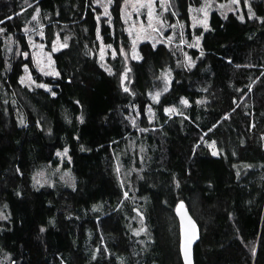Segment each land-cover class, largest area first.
Segmentation results:
<instances>
[{
	"label": "trees",
	"instance_id": "trees-1",
	"mask_svg": "<svg viewBox=\"0 0 264 264\" xmlns=\"http://www.w3.org/2000/svg\"><path fill=\"white\" fill-rule=\"evenodd\" d=\"M203 2L170 0L166 17L199 47L143 42L127 62L124 0L107 16L95 0H0V264H183L180 201L201 231L195 264H264V0L194 27ZM65 150L74 185L36 186ZM117 156L137 167L127 182Z\"/></svg>",
	"mask_w": 264,
	"mask_h": 264
},
{
	"label": "rangeland",
	"instance_id": "rangeland-1",
	"mask_svg": "<svg viewBox=\"0 0 264 264\" xmlns=\"http://www.w3.org/2000/svg\"><path fill=\"white\" fill-rule=\"evenodd\" d=\"M95 1L101 6L102 15L107 16L109 14L110 0ZM241 8V0H204L202 6L192 9V24L194 27L206 28L208 26L212 10L220 9L222 11H240ZM168 11H170V0H124L122 18L131 40V49L123 52L127 62L130 60L141 59L139 46L143 42H150L154 46H157L160 43L173 46L177 45L183 50H185L187 46L199 47V38L195 39L192 44L187 43L180 23L168 24L166 19ZM30 29L32 30L29 31L34 30L33 28ZM30 44L33 60L37 70L45 76H56L57 70L54 60L51 53L45 49L44 44L37 40L31 41V39ZM107 54V47L101 44L100 58L104 66H106ZM165 76L167 81H170L169 76L167 74ZM21 83L27 87L37 86V83L34 81L28 68H25ZM155 97L158 98V94ZM165 112L171 116L178 114V109L175 107H169L165 110ZM149 114L152 115V112ZM131 121L134 125L136 124L134 119ZM129 151L133 154L137 151L139 155L142 153V149L140 147L136 150V146L133 141L129 143ZM57 157L58 163L56 165L40 166L34 171L33 181L36 186L57 187L58 185H74L75 179L73 173L71 172L70 167L66 166V163L70 161L68 151L65 150L58 152ZM116 168L120 180L122 182H127L130 177L131 170L135 169V165L134 163H131V167H126L117 156ZM143 219V216L139 217L140 224L143 222ZM141 231H145L144 226L141 228Z\"/></svg>",
	"mask_w": 264,
	"mask_h": 264
},
{
	"label": "water",
	"instance_id": "water-1",
	"mask_svg": "<svg viewBox=\"0 0 264 264\" xmlns=\"http://www.w3.org/2000/svg\"><path fill=\"white\" fill-rule=\"evenodd\" d=\"M175 213L179 221L180 254L183 264H195V246L201 239L200 227L185 201H180L177 204Z\"/></svg>",
	"mask_w": 264,
	"mask_h": 264
},
{
	"label": "snow or ice",
	"instance_id": "snow-or-ice-1",
	"mask_svg": "<svg viewBox=\"0 0 264 264\" xmlns=\"http://www.w3.org/2000/svg\"><path fill=\"white\" fill-rule=\"evenodd\" d=\"M184 103H187L186 101H184ZM215 154V153H214Z\"/></svg>",
	"mask_w": 264,
	"mask_h": 264
}]
</instances>
